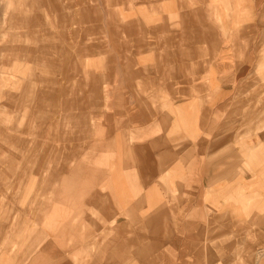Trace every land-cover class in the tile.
I'll list each match as a JSON object with an SVG mask.
<instances>
[{
	"label": "rangeland",
	"instance_id": "rangeland-1",
	"mask_svg": "<svg viewBox=\"0 0 264 264\" xmlns=\"http://www.w3.org/2000/svg\"><path fill=\"white\" fill-rule=\"evenodd\" d=\"M263 251L264 0H0V264Z\"/></svg>",
	"mask_w": 264,
	"mask_h": 264
},
{
	"label": "crops",
	"instance_id": "crops-1",
	"mask_svg": "<svg viewBox=\"0 0 264 264\" xmlns=\"http://www.w3.org/2000/svg\"><path fill=\"white\" fill-rule=\"evenodd\" d=\"M179 116V115H178ZM160 147H161V145H160ZM255 147V146H254ZM254 147H249V149L246 151V149H245V153H244V155H247L248 157H249V159H251L252 160V162H256V161H259L258 160V156H257V153L256 152H252V149L254 148ZM162 148H165V147H162ZM251 151V152H250ZM169 154H170V152L165 148V153L162 155L163 156V160L164 161H167V158L169 157ZM249 162H250V160H248ZM163 163H166V162H163ZM235 165L237 164V163H234ZM153 192H156V191H152V194H153ZM174 192H176V191H174ZM182 191H180V193H181ZM155 196V195H154ZM167 225V226H166ZM147 228H149V229H151V230H156V231H161V230H164V229H168V230H172V229H187L186 227H185V225L184 226H182V225H175V226H173V227H170V225L169 224H165V223H161V222H150L149 224H148V227ZM170 236V235H169ZM164 237L162 234H161V232H156V240L157 241H163L164 239H166V238H170V237ZM195 239H197L195 236H190V235H188V237H187V241H193V240H195ZM167 242H170L171 241V243L170 244H172L171 246H175V245H178V243L176 242V240H175V238H170V239H167L166 240ZM166 242H161V244H165ZM264 252V251H263Z\"/></svg>",
	"mask_w": 264,
	"mask_h": 264
}]
</instances>
